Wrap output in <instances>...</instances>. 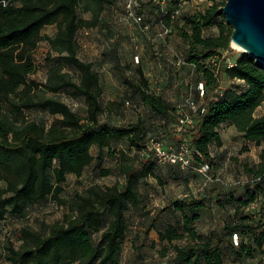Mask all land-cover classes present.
<instances>
[{
	"label": "trees",
	"instance_id": "16d2710c",
	"mask_svg": "<svg viewBox=\"0 0 264 264\" xmlns=\"http://www.w3.org/2000/svg\"><path fill=\"white\" fill-rule=\"evenodd\" d=\"M174 1L176 9L160 8V21L169 23L175 17L182 0ZM226 1L211 0L203 9L184 17L187 28L182 29V34L188 42L186 61L197 68L200 77L197 95L199 83L205 84L206 109L194 113L193 124L182 130L171 128L179 120V104L152 92L151 81L142 67H139L140 83L126 80L139 90L135 92L140 93L153 115L165 122V128L155 135L159 138L164 135L174 145L183 142L191 145L196 170L207 163L210 171L214 167L212 146L224 145L225 125L235 126L247 141L263 146L261 160L246 163V170L252 175L246 185L247 196H237L235 189L224 193V198L235 204L238 220L229 221L222 231L213 229L202 233L196 227L195 222L205 206L203 199L184 198L173 202L174 211L182 215V227L169 224L159 235L163 241L185 239L186 242L175 244L169 264H224L228 246L240 255L249 256L253 255L255 245L258 249L264 248V113L255 114L264 102V63L245 51L232 55L233 65L227 61L225 51L233 49L234 28L219 19L227 17L221 10ZM114 2L0 0V218L7 214L25 217L37 204L50 198L66 203L62 196L65 183L70 174L82 177L97 159L92 152L94 146L99 148L101 160L104 151L110 150L124 175L122 182L106 186L94 184L78 192L61 221L41 229L22 226L19 229L22 244L17 247L11 242L6 252L12 264H119L127 236V211L142 201V180L154 174L159 166L154 154L146 149L152 137L148 117L140 116L128 124L101 120L100 73L92 61L79 54L80 29L100 25L107 5ZM83 12L92 15L86 18ZM48 25L57 26L55 35L43 33ZM213 25L218 27V33L205 35V30ZM45 39L58 56L48 80L41 84L30 75L37 69L34 52ZM51 56L52 53L50 59ZM65 66L74 67L78 79ZM227 79L240 83L229 85ZM67 87L73 89L75 96L85 98L86 117L60 97L35 91L43 88L58 92ZM4 107L6 111H2ZM29 108L49 111L55 117L49 124L30 119L26 114ZM120 142H125L127 147L114 148ZM128 149L137 151L141 157L139 163L129 155ZM112 171L108 167L102 174ZM260 196L257 212L245 213L244 208ZM236 234L241 237L238 244L234 242Z\"/></svg>",
	"mask_w": 264,
	"mask_h": 264
},
{
	"label": "rangeland",
	"instance_id": "374dc122",
	"mask_svg": "<svg viewBox=\"0 0 264 264\" xmlns=\"http://www.w3.org/2000/svg\"><path fill=\"white\" fill-rule=\"evenodd\" d=\"M132 1L130 7L131 0H115L113 4L107 5L100 25L81 28L78 34L79 54L83 59L92 61L100 73L103 85L101 120L128 124L136 121L140 116L148 117L150 134L154 136L160 134V129L165 128V122L153 115L152 109L143 102L140 93L135 92L139 90L130 86L126 80L140 83L139 67H142L146 77L151 81L152 92L163 95L177 105L183 103L187 97H195L202 102V98L197 95L199 73L193 64L186 61L188 42L182 34V29L187 28L185 15L203 9L211 3V0H182L181 7L169 23L159 20V10L160 8L176 9L174 0ZM132 11L142 15V23L134 20ZM82 15L89 18L92 14L83 12ZM219 19L229 23L227 17ZM218 30V27L213 25L205 30V35L216 34ZM56 32V25H48L43 30V33L48 35H55ZM231 46L233 49L225 51L226 55L232 56L243 51L233 42ZM57 56L49 41L42 40L34 52L37 69L30 78L41 84L45 83ZM180 58L185 59V63L177 64ZM65 70L78 79V72L74 67L65 66ZM226 83L236 85L240 81L227 79ZM35 91L41 95L60 97L82 116H87L88 104L85 98L75 96L70 87L58 92L45 91L43 88ZM6 110V107L2 109V111ZM263 113L264 102L257 108L255 114L260 116ZM26 114L30 119H37L47 124L55 117L49 111L37 108L26 109ZM174 125H171V128L175 129ZM222 134L224 145L212 146L215 163L207 174L192 166L163 164L156 168L154 174L142 180L140 186L142 201L136 206H131L127 211V236L119 264L171 262L175 244H183L186 240L163 241L159 231L169 224L182 227V215L173 209L175 200L184 198L204 200L205 206L195 222L202 233H208L213 229L222 231L229 221L238 220L235 215V204L230 200L227 201L224 193L235 189L237 196H247L246 185L252 180V175L246 170V163L259 162L263 146L247 141L235 126L225 125ZM161 138L167 144H173L169 143L164 135ZM123 147H127L125 142L114 144V148ZM92 152L97 159L87 167L84 175L82 177L69 175L62 194L67 200L66 203L50 198L46 202L37 204L25 217L7 214L0 218V264H12L7 260L6 252L11 242L17 247L22 244L19 231L22 226L29 225L34 229H41L61 221L78 192H84L94 184L106 186L124 180L119 164L110 150L104 151L102 160L98 158L97 146L92 148ZM128 153L132 158H137L139 163L141 157L135 149H128ZM108 167H112L113 171L103 175L102 170ZM261 199L262 196L249 207L244 208V212H257ZM95 237L97 238L98 235L95 234ZM239 239L241 241V237ZM224 264H264V248L261 250L255 245L253 255L249 256L247 253L240 255L232 246H228L225 248Z\"/></svg>",
	"mask_w": 264,
	"mask_h": 264
},
{
	"label": "built area",
	"instance_id": "2783aa9c",
	"mask_svg": "<svg viewBox=\"0 0 264 264\" xmlns=\"http://www.w3.org/2000/svg\"><path fill=\"white\" fill-rule=\"evenodd\" d=\"M133 1L129 3V6L132 7ZM135 21L140 23L142 21V16L131 12ZM148 27V26H146ZM227 61L230 62L231 65L234 64L233 57L230 55H226ZM185 60L180 58L177 64H183ZM199 95L202 98V102L197 101L195 97H187L185 101L179 104V120L175 123V129L182 130L190 124L194 123V113L202 110L205 111L206 107L204 106V95H205V84L204 82H200L198 85ZM190 109V110H188ZM147 152L154 154L156 160L159 165L163 164H171V165H179L182 167H193L194 160V151L191 145L187 142H183L178 145H170L165 142L162 138L158 136L150 137L149 143L146 147ZM197 170L207 174L210 171V164H204L200 167H197ZM234 240L236 244L239 243V236L236 234L234 236Z\"/></svg>",
	"mask_w": 264,
	"mask_h": 264
},
{
	"label": "water",
	"instance_id": "95a60500",
	"mask_svg": "<svg viewBox=\"0 0 264 264\" xmlns=\"http://www.w3.org/2000/svg\"><path fill=\"white\" fill-rule=\"evenodd\" d=\"M221 10L234 28L232 42L264 63V0H227Z\"/></svg>",
	"mask_w": 264,
	"mask_h": 264
},
{
	"label": "bare ground",
	"instance_id": "6f19581e",
	"mask_svg": "<svg viewBox=\"0 0 264 264\" xmlns=\"http://www.w3.org/2000/svg\"><path fill=\"white\" fill-rule=\"evenodd\" d=\"M234 45L237 46V47H239V48H241V49H243L240 45H238L236 43H234Z\"/></svg>",
	"mask_w": 264,
	"mask_h": 264
}]
</instances>
